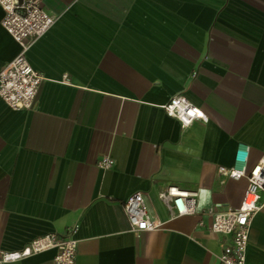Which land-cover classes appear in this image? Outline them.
Wrapping results in <instances>:
<instances>
[{"label":"crops","instance_id":"crops-1","mask_svg":"<svg viewBox=\"0 0 264 264\" xmlns=\"http://www.w3.org/2000/svg\"><path fill=\"white\" fill-rule=\"evenodd\" d=\"M54 23L26 52L42 80L29 110L0 100V249L76 225L75 264H220L227 236L204 209L236 207L245 180L217 172L238 144L264 153V0H43ZM2 11L0 9V20ZM17 45L0 25V68ZM180 94L205 120L181 128L161 105ZM113 159L108 169L95 166ZM196 192L170 218L156 194ZM140 191L155 230L122 212ZM245 264H264V195ZM201 221L198 225L197 222ZM47 250L2 264H53Z\"/></svg>","mask_w":264,"mask_h":264},{"label":"built area","instance_id":"built-area-1","mask_svg":"<svg viewBox=\"0 0 264 264\" xmlns=\"http://www.w3.org/2000/svg\"><path fill=\"white\" fill-rule=\"evenodd\" d=\"M0 9V25L17 45L15 55L0 68V100L11 110H29L33 107L42 76L30 66L26 52L49 29L56 17L44 10L43 0H0ZM161 108L181 128L194 120L206 119L198 106L180 94L170 97ZM112 164V158L100 156L95 166L108 169ZM217 172L231 180L244 179L245 186L236 207L221 211L209 206L203 210L210 216L209 230L228 237V241L221 244L216 258L220 264H245L250 220L260 206V193L264 195V153L249 164L247 146L238 144L233 151L231 164L217 166ZM156 197L165 206L170 218L195 214L194 190L167 185L157 192ZM121 208L128 228L135 236L155 230L162 224L149 212L140 191L130 193ZM197 224L200 225L201 221ZM76 227L68 226L61 235L42 234L15 250L0 249V264L47 250L53 251V264H75Z\"/></svg>","mask_w":264,"mask_h":264}]
</instances>
